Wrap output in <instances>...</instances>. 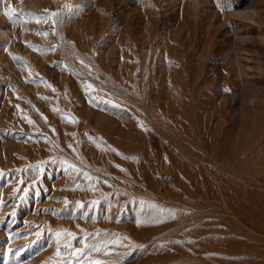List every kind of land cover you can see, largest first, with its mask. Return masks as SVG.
<instances>
[{
	"label": "rangeland",
	"instance_id": "374dc122",
	"mask_svg": "<svg viewBox=\"0 0 264 264\" xmlns=\"http://www.w3.org/2000/svg\"><path fill=\"white\" fill-rule=\"evenodd\" d=\"M95 261L264 264V0H0V264Z\"/></svg>",
	"mask_w": 264,
	"mask_h": 264
},
{
	"label": "snow or ice",
	"instance_id": "6c2138e0",
	"mask_svg": "<svg viewBox=\"0 0 264 264\" xmlns=\"http://www.w3.org/2000/svg\"><path fill=\"white\" fill-rule=\"evenodd\" d=\"M53 15H55L54 13H53ZM53 24H55V21H53ZM47 33H45V35H46ZM85 83H87V82H85ZM49 87H50V85H48ZM92 88V85L91 84H87V86H86V88H85V91L87 92L89 89H91ZM69 121H71V122H74V119H73V117H66ZM29 122H31V121H29ZM90 139H92L91 137H90ZM89 179H91L90 177H89ZM151 207L153 208V209H155L156 211H157V213L158 214H160V215H163V214H165V213H167L168 215H172L173 214V212H172V210H167V209H164L163 207H160V206H157V205H155V204H153V205H151ZM70 234V233H69ZM57 235L59 236L60 235V233H57ZM77 251H79V250H77ZM57 255H59V251L57 252ZM94 264H101V262L100 261H95L94 262Z\"/></svg>",
	"mask_w": 264,
	"mask_h": 264
}]
</instances>
